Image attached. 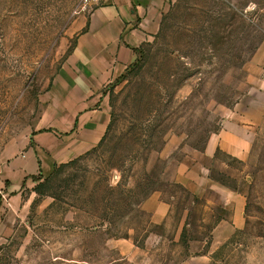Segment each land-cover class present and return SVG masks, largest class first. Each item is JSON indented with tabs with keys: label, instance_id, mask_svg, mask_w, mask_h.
Wrapping results in <instances>:
<instances>
[{
	"label": "rangeland",
	"instance_id": "rangeland-1",
	"mask_svg": "<svg viewBox=\"0 0 264 264\" xmlns=\"http://www.w3.org/2000/svg\"><path fill=\"white\" fill-rule=\"evenodd\" d=\"M77 4L0 0V165ZM99 98L97 144L0 195V264H264V0H171Z\"/></svg>",
	"mask_w": 264,
	"mask_h": 264
},
{
	"label": "crops",
	"instance_id": "crops-1",
	"mask_svg": "<svg viewBox=\"0 0 264 264\" xmlns=\"http://www.w3.org/2000/svg\"><path fill=\"white\" fill-rule=\"evenodd\" d=\"M170 2L109 0L73 16L66 28L72 42L39 95L40 109L16 141L12 156L0 165V195L14 192L30 175L46 174L99 142L109 122L100 103L102 88L127 69ZM223 133L217 132V147L237 155L238 146L225 145Z\"/></svg>",
	"mask_w": 264,
	"mask_h": 264
},
{
	"label": "built area",
	"instance_id": "built-area-1",
	"mask_svg": "<svg viewBox=\"0 0 264 264\" xmlns=\"http://www.w3.org/2000/svg\"><path fill=\"white\" fill-rule=\"evenodd\" d=\"M109 0H78L75 13L87 11L93 5H99L108 2Z\"/></svg>",
	"mask_w": 264,
	"mask_h": 264
},
{
	"label": "trees",
	"instance_id": "trees-1",
	"mask_svg": "<svg viewBox=\"0 0 264 264\" xmlns=\"http://www.w3.org/2000/svg\"><path fill=\"white\" fill-rule=\"evenodd\" d=\"M69 161V160H68ZM64 163V162H63ZM31 176H33V175H31ZM34 177V176H33Z\"/></svg>",
	"mask_w": 264,
	"mask_h": 264
}]
</instances>
